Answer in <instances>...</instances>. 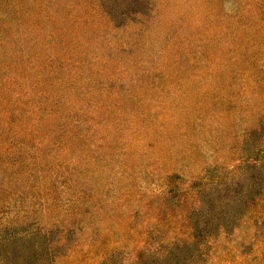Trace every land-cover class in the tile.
<instances>
[{
	"label": "rangeland",
	"instance_id": "rangeland-1",
	"mask_svg": "<svg viewBox=\"0 0 264 264\" xmlns=\"http://www.w3.org/2000/svg\"><path fill=\"white\" fill-rule=\"evenodd\" d=\"M0 264H264V0H0Z\"/></svg>",
	"mask_w": 264,
	"mask_h": 264
}]
</instances>
